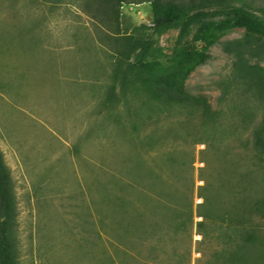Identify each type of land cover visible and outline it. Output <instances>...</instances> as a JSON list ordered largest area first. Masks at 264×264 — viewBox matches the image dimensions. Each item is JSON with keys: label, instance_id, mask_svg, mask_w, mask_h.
I'll return each mask as SVG.
<instances>
[{"label": "rangeland", "instance_id": "obj_1", "mask_svg": "<svg viewBox=\"0 0 264 264\" xmlns=\"http://www.w3.org/2000/svg\"><path fill=\"white\" fill-rule=\"evenodd\" d=\"M247 1L264 10V0ZM107 10L106 0H0V149L16 264H210L213 247L175 218L193 206L201 220L199 187L213 170H228L238 191L251 186L248 166L225 161L253 156L262 110L251 97L254 116L243 122L221 86L235 62L225 45L250 36L233 28L204 51L198 24L156 32L150 2L123 3L118 20ZM129 43L139 47L129 53ZM204 54L182 87L220 111L217 122L128 85L134 65L172 76ZM252 63L264 71V54ZM220 145L221 155L207 151ZM253 222L264 226L257 213Z\"/></svg>", "mask_w": 264, "mask_h": 264}, {"label": "trees", "instance_id": "obj_2", "mask_svg": "<svg viewBox=\"0 0 264 264\" xmlns=\"http://www.w3.org/2000/svg\"><path fill=\"white\" fill-rule=\"evenodd\" d=\"M106 1L111 20H118L123 3L150 2L153 29L156 32L181 23L198 24L195 41L204 42V51L217 43L223 33L233 28L243 27L249 34L247 39L234 40L225 45V51L234 55L235 62L232 74L221 86L222 99L230 101V110L239 114L243 122L247 123L254 116L251 97L257 98L262 110L261 120L254 127L250 140L253 156L246 159L245 163L231 158L225 161L226 165L242 163L248 166L245 180L251 186L238 191L228 176V170H213L214 180L204 176V185L199 187L198 195L203 202L197 205L196 215L201 220L194 221L193 206L189 207L187 217L183 219L178 208L175 220L178 230L186 228L188 224L191 227L194 225L196 233L202 236L199 243L213 247L210 264H264V226L253 222L256 213L264 220V194L256 196L257 188L264 186V174L257 179L258 185L252 177L256 171L264 173V71L252 63L255 57L264 54V10H260L261 14L257 13L247 0H240L239 5L224 4L223 0ZM128 46L129 53L139 47L136 43H129ZM205 60L204 54L195 64L184 68L185 71L172 76L161 70L137 69V65H134L128 72L130 78L125 80L134 90L155 93L172 107L184 108L189 113L200 112L205 119L217 122L221 112L214 110L205 100L189 95L182 87L187 71ZM221 147L210 146L207 151L214 150L221 155L226 152ZM204 162L205 167L201 170H211L212 164L205 159ZM16 217L11 170L0 149V264H16Z\"/></svg>", "mask_w": 264, "mask_h": 264}]
</instances>
